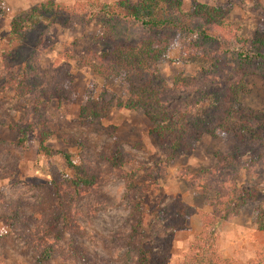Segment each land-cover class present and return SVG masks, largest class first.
Instances as JSON below:
<instances>
[{"label":"rangeland","instance_id":"obj_1","mask_svg":"<svg viewBox=\"0 0 264 264\" xmlns=\"http://www.w3.org/2000/svg\"><path fill=\"white\" fill-rule=\"evenodd\" d=\"M122 1L0 3V264H140L138 248L152 250L157 264H180L205 230L202 216L220 213L207 227L212 250L228 264H264V122L253 130L236 115L248 110L264 120V58L252 44L264 28V0H172L185 13L196 3L226 12L216 25L201 23L209 38L173 32L157 39V77L173 88L167 106L175 118L184 115L187 130L194 124L204 132L187 134L172 159L141 110L113 106L100 123L79 117L103 89L130 97L126 69L114 68L120 51L111 50L119 43L128 47L122 54L137 53L145 33L134 21L90 12ZM244 57L255 75L236 69ZM56 87L68 99L41 101ZM233 87L237 102L225 99ZM63 153L94 172V188L76 196L65 186L73 172Z\"/></svg>","mask_w":264,"mask_h":264},{"label":"trees","instance_id":"obj_2","mask_svg":"<svg viewBox=\"0 0 264 264\" xmlns=\"http://www.w3.org/2000/svg\"><path fill=\"white\" fill-rule=\"evenodd\" d=\"M2 1L3 0H0V3ZM222 11L224 10L196 3L191 13H185L181 9L180 2H173L172 0H140L135 5L125 0L112 6L102 3L92 5L90 9L91 14L95 13V15H102L109 18L119 17L124 20L134 21L142 28L145 37L141 41V48H138L139 50L137 53H133L132 50H134V48H130V54H122L128 47L120 45L119 43L115 44L112 48L113 50H111V52L120 51L115 55L114 68L119 70L126 69L127 71L125 81L129 83V99L124 102L109 93L106 89H103L100 95L96 98L88 99L80 107L79 117L92 123H100L106 118L108 111L113 106H118L126 110H141L149 121L153 123L152 133H155L161 142L166 143L168 158L172 159L179 149L181 150L182 147L189 143V137H186L187 134L198 132L199 136L204 132L201 129L202 126H195L194 124L190 125L191 127H189L188 130L191 129L192 131L188 132L187 126L184 123V115L180 114L175 118L172 110L167 106V103H169L167 100L168 92H171L173 88H167L166 84L157 77L155 65L162 57L161 49L158 46L159 40L157 39L159 37L170 38L173 32H181L189 36V33H194L197 35L196 38L198 39H204L203 37L209 38V35H206L205 30L201 28V23L218 24V18L223 16ZM22 23L23 30H26L27 27H31V24H27L26 22ZM11 28V36L18 35L20 26L17 21L12 22ZM252 44L259 50V53H256L255 57L260 56L264 58V28L256 32ZM110 56L111 54H107V57ZM240 57H243V54H241ZM242 59L244 60L239 63L236 69H241L246 75H255L257 73L255 70H248V66L251 65L250 58L244 57ZM144 62L148 65L146 69L142 67ZM246 62L248 66L245 65L244 67L243 65L246 64ZM125 63L127 66H133L131 67L132 69H130L131 71L124 65ZM110 69L111 67H108L105 71H109ZM132 70L138 71V76L134 75L137 72H132ZM106 75H109V73L106 72ZM143 76H145V78ZM58 84H60V82H58ZM24 86V81L18 84V87L15 89L16 92L22 94ZM234 93H236L235 87H233V90L230 92L225 90V99L227 96H231L233 97V102H237ZM52 97L58 100L68 99L67 90L62 87L50 88L47 90L46 96L41 98V101L45 98L51 99ZM225 101L226 100H221L219 102L220 107H222V105L226 106ZM239 111L240 112L236 113V115L239 114L241 116L239 119H243V122L245 121V127L255 130L254 128L262 125L264 122V120L261 119L263 118L261 114L256 112L249 113L248 110ZM225 115L232 117L230 110L226 112ZM220 121L226 123L228 119L221 118ZM231 124L233 125V123ZM241 128L242 126L238 125L233 131L236 135L241 134L242 138L244 134L240 132ZM207 132L209 131L207 130ZM44 141L45 136L39 140L40 149H45L43 145ZM248 143H252V141H248ZM62 155L67 168L73 172L72 178L65 179V186L76 196H81L87 193L88 190L94 188L97 180L94 172L83 165L74 164L68 153H63ZM116 155L120 157L119 152H117ZM127 182L128 189H133L130 178H127ZM58 196L59 194L57 198ZM58 203L59 205L61 203L59 199ZM177 203H175L174 207L176 211L184 215H189L191 213L188 207L181 206ZM202 217L205 230L202 234L195 237L191 247V253L186 256L180 264H228V260L219 256L217 252L210 247L209 242L212 236L207 230V227L221 218V213L214 217L204 214ZM258 219L260 223H263L264 213H262V216ZM64 223L67 228L70 227V222L66 217ZM137 231L138 227L136 225L132 232L133 236L138 234ZM138 252L141 261L140 264H157L160 261L152 250L138 248Z\"/></svg>","mask_w":264,"mask_h":264}]
</instances>
